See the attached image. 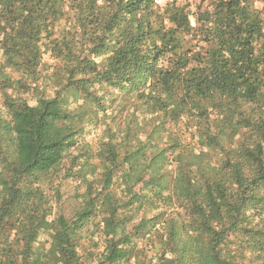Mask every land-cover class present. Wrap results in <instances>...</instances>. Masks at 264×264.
<instances>
[{"label": "trees", "instance_id": "16d2710c", "mask_svg": "<svg viewBox=\"0 0 264 264\" xmlns=\"http://www.w3.org/2000/svg\"><path fill=\"white\" fill-rule=\"evenodd\" d=\"M0 264H264V0H0Z\"/></svg>", "mask_w": 264, "mask_h": 264}, {"label": "rangeland", "instance_id": "374dc122", "mask_svg": "<svg viewBox=\"0 0 264 264\" xmlns=\"http://www.w3.org/2000/svg\"><path fill=\"white\" fill-rule=\"evenodd\" d=\"M163 2L164 0H160ZM67 184V183H66ZM63 187L60 188L62 200L58 208H54V213L64 214L67 217L71 216V212L73 211L74 204L72 203L71 196L73 194L72 188L70 186H65L62 183ZM85 232V233H84ZM83 237V238H82ZM81 237L82 248L85 249L86 247L93 248L96 241L100 244L98 238H94L91 235L90 231L86 232L83 231V236ZM93 245V246H92ZM100 247V246H99Z\"/></svg>", "mask_w": 264, "mask_h": 264}]
</instances>
